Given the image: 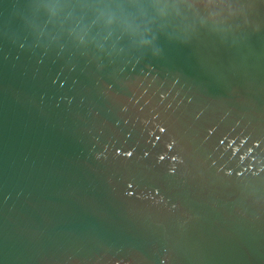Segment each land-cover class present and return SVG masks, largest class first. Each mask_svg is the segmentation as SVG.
I'll list each match as a JSON object with an SVG mask.
<instances>
[{
    "label": "water",
    "instance_id": "95a60500",
    "mask_svg": "<svg viewBox=\"0 0 264 264\" xmlns=\"http://www.w3.org/2000/svg\"><path fill=\"white\" fill-rule=\"evenodd\" d=\"M0 264H264V0H0Z\"/></svg>",
    "mask_w": 264,
    "mask_h": 264
},
{
    "label": "clouds",
    "instance_id": "9594fccd",
    "mask_svg": "<svg viewBox=\"0 0 264 264\" xmlns=\"http://www.w3.org/2000/svg\"><path fill=\"white\" fill-rule=\"evenodd\" d=\"M241 143H243V141H241ZM168 147H169V149H170V148H171V145H169ZM130 153H131V152H128V153H126L125 155L129 156ZM117 154H118V155L120 154L119 151H117ZM145 155H147V153H145ZM97 158H99V156H98ZM159 159H160V160H163V159H164V156L161 155V156L159 157ZM172 159L175 160L176 157H172ZM129 187H130V185H129Z\"/></svg>",
    "mask_w": 264,
    "mask_h": 264
},
{
    "label": "snow or ice",
    "instance_id": "6c2138e0",
    "mask_svg": "<svg viewBox=\"0 0 264 264\" xmlns=\"http://www.w3.org/2000/svg\"><path fill=\"white\" fill-rule=\"evenodd\" d=\"M161 131H164V129H161ZM132 154L130 153L129 156H131Z\"/></svg>",
    "mask_w": 264,
    "mask_h": 264
}]
</instances>
